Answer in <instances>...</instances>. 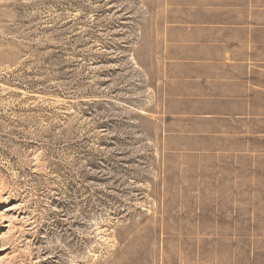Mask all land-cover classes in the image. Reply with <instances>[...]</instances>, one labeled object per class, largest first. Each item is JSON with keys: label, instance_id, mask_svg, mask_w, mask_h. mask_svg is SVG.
Returning a JSON list of instances; mask_svg holds the SVG:
<instances>
[{"label": "rangeland", "instance_id": "rangeland-1", "mask_svg": "<svg viewBox=\"0 0 264 264\" xmlns=\"http://www.w3.org/2000/svg\"><path fill=\"white\" fill-rule=\"evenodd\" d=\"M222 20L264 0H0V264H264V90L166 41Z\"/></svg>", "mask_w": 264, "mask_h": 264}, {"label": "crops", "instance_id": "crops-1", "mask_svg": "<svg viewBox=\"0 0 264 264\" xmlns=\"http://www.w3.org/2000/svg\"><path fill=\"white\" fill-rule=\"evenodd\" d=\"M223 14L236 16L237 11ZM180 27H175L177 33L174 36L166 38L167 42L172 40L176 44L175 58L170 61L225 65V73H218L214 79L211 75H201L200 79L207 83L213 80L221 83L218 97L223 98L230 94L224 89H230L231 85L232 103L243 102L250 109L256 93L264 90V81L257 78V75H264V22L222 20L218 23H193L182 26V35L178 32Z\"/></svg>", "mask_w": 264, "mask_h": 264}]
</instances>
